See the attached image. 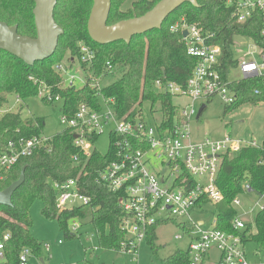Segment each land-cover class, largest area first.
I'll list each match as a JSON object with an SVG mask.
<instances>
[{"label": "trees", "instance_id": "1", "mask_svg": "<svg viewBox=\"0 0 264 264\" xmlns=\"http://www.w3.org/2000/svg\"><path fill=\"white\" fill-rule=\"evenodd\" d=\"M125 1L111 0L107 25L144 16L162 0H138L128 12H122L119 7ZM35 2L36 0H0V21L9 26H17L20 36L35 39ZM197 3V8L188 3L183 4L166 19L159 31L135 36L130 44L121 41L102 46L93 42L88 32L87 22L93 0H58L54 19L64 33L59 37L58 47L50 60L36 62L31 66L10 53H0V109L7 104V96L10 95L18 96L23 101L38 97V84L31 80L33 78L38 83L44 82L50 86L54 97L62 98L63 114L68 117H74L82 103L100 110L102 105L96 89L88 85L82 88L64 87V78L56 69L64 60H68L71 65L80 60V46L85 45L95 52L96 58L88 68L94 79H100L103 83L112 72L122 71L118 81L103 86L101 91L104 98L115 100V110L119 118L127 114L134 116L138 103L143 106L144 102H151L153 116H160L157 120L154 118L155 121L171 125L172 115L178 114V109L172 102L173 96L158 92L155 82H175L184 86L197 65L196 59L186 52L181 32L172 31L173 25L184 19L190 24H199L206 33L215 35L216 42L222 46L225 54L224 78L228 77L231 67L237 64L232 48L236 37L252 38L264 50L259 15L246 24H239L234 18L233 7L228 6L225 0H197ZM108 64H111L112 69L108 70ZM231 88L237 93V100L230 108H238L248 103H264V78L233 82ZM44 124L43 120L24 119L20 112L10 110L4 113L0 117V150H9L11 142L16 144L22 139L42 136ZM109 136V154L103 157L96 150L91 160L86 163L83 155L74 148L71 132L64 130L53 137L51 152L43 151L38 155L22 158L12 170L0 172V190L3 191L20 179L22 169L26 171L23 185L13 194V206L0 205V236L5 232L12 235V239L5 245V264H20L23 249L31 250L32 254L34 251L37 257L41 252V245L30 232L32 223L28 212L35 200L43 202V215L50 220H57L64 231L70 220L79 218L94 227L99 248L120 252V246L126 239L122 222L127 215L119 207V195L94 180L97 172L114 159L113 144L124 138L112 134ZM98 138L99 136L94 138L95 143ZM75 156H79L78 163L73 162ZM263 156L261 151L249 147L233 156L224 157L217 179L224 199L219 205L206 209V213L217 217L216 229L233 232L231 223L238 212L232 208V203L242 194L243 183L247 182L257 194L264 193V166L260 164ZM82 171L88 172V176L82 177L80 183L85 185L92 203L60 214L56 193L47 181L75 179ZM162 223L149 230L151 238H156L155 229ZM254 226L256 233H252L253 228L248 225L247 241H255L264 246V211L256 214ZM164 262L190 264L191 261L188 251H178ZM77 264L91 263L83 260Z\"/></svg>", "mask_w": 264, "mask_h": 264}, {"label": "built area", "instance_id": "2", "mask_svg": "<svg viewBox=\"0 0 264 264\" xmlns=\"http://www.w3.org/2000/svg\"><path fill=\"white\" fill-rule=\"evenodd\" d=\"M225 1L228 6L233 7L234 18L239 24H246L259 15L262 21L260 36L264 37V0ZM172 31L181 32L186 52L196 59L197 65L184 86L175 82H155L158 92L169 93L173 98H186L189 101L184 108L176 106L178 114L172 115L171 125L156 122L154 116L146 120L142 113L143 106L140 104L135 106L134 116L127 114L119 118L115 110V100L101 95L103 85L100 79H94L88 70L96 57L95 52L85 45L80 46L79 62L81 66L84 65L80 75H69L67 68L62 64L57 65L56 69L63 78L65 74L68 76L64 78V87L71 88L80 83V88L88 85L96 89L102 108L98 110L82 103L74 117L63 114L61 122L66 127L65 130L71 132L74 148L83 155L86 163L97 150L95 137L106 131L109 135L124 137L113 144L114 159L99 170L94 179L97 184L119 195V207L127 215L122 222L126 239L120 246L121 253L138 259L139 246L148 238L149 230L174 216L190 220V264H250L246 255V247L249 244L246 231L249 229L248 225H251L252 233L257 232L254 218L256 214L264 211V206L257 212L253 209L238 211V208H241L240 196L256 193L247 182L243 183L242 194L232 203V208L238 212L231 223L233 232L216 229V216H213L210 226L206 228L207 220H194L191 212L204 211L223 201L217 179L224 157L233 156L249 147L264 154V139L262 142L256 139L245 141L233 138L230 134H225L217 141L209 138L194 139L192 122L199 120L197 104H206L217 97L230 108L236 103L237 93L231 88V69L228 77L224 78L225 54L222 46L216 42L215 35L206 33L199 24H190L184 19L181 23L173 25ZM185 31L186 36L183 35ZM246 42L252 43L247 51H242L240 45L236 48V43ZM232 48L234 60L237 61L235 67L240 69L242 80L264 78V50L262 51L252 38L236 37ZM109 69H112L111 64H108ZM31 80L38 84V97L41 100L49 103L62 100L60 96L54 97L52 88L46 83H38L33 78ZM22 101L16 96V103ZM53 139L43 135L22 139L16 144L11 142L9 150H0V172L12 170L22 158L38 155L43 151L51 152ZM73 160L78 163L79 156H75ZM155 160L163 169L155 167ZM260 164L264 166V156ZM87 176L88 172L82 171L75 179L47 181L56 193L60 214L76 209L79 207L76 204L78 202L82 203L81 206L92 203L85 185L80 183L81 178ZM258 195L264 197V193ZM79 228L80 224L74 223L71 232L77 234ZM176 238L182 239V236L178 235ZM11 239L10 232L0 236V264H5V245ZM49 248L47 245L46 250L50 251ZM31 254V250L23 249L20 264H27Z\"/></svg>", "mask_w": 264, "mask_h": 264}, {"label": "rangeland", "instance_id": "3", "mask_svg": "<svg viewBox=\"0 0 264 264\" xmlns=\"http://www.w3.org/2000/svg\"><path fill=\"white\" fill-rule=\"evenodd\" d=\"M138 0H126L119 7L120 11L128 12L132 4ZM247 51L252 45L251 42L236 43V48ZM81 53V49H80ZM67 68L69 75H80L82 68L79 60L72 65L68 60L62 63ZM122 71L112 72L102 83L103 86L116 82L122 76ZM64 78H68L65 74ZM229 80L237 82L242 80L240 69L233 66ZM80 88L82 84L76 83ZM7 104L0 109V117L10 110L20 112L26 119H39L45 122L42 136L53 138L65 130L61 122L64 113L62 100H57L53 104H47L39 97H32L16 103V96H7ZM172 102L175 106L184 108L189 101L185 98L174 97ZM139 104V103H138ZM143 117L146 120L152 119V103H143ZM203 102L197 104V111L201 108ZM207 106L202 112L200 119L192 122V131L194 139L205 140L209 138L217 141L225 134H230L233 138L249 141L256 139L262 142L264 139V103H248L238 108H227L224 103L216 97L206 103ZM137 106V105H136ZM228 110H227V109ZM157 120L160 116L155 114ZM111 137L108 131L99 136L96 142V148L101 156L106 157L110 150ZM155 167L162 168L155 160ZM154 167V169H155ZM158 171V170H157ZM241 208L239 212L249 211L251 209L257 212L261 206H264V197L257 193L240 196ZM81 206V202L76 203ZM211 208V207H210ZM213 208V207H212ZM44 204L40 200H35L29 208V218L31 220L30 232L41 245V252L37 257L33 251L27 264H77L78 261L87 260L91 264H165L178 251L187 252L189 250L191 223L189 218L172 217L156 227V238H148L139 246L138 259H134L129 254H124L114 250H104L98 247L97 235L94 227L81 219H72L68 222L67 229L64 231L57 220H50L43 215ZM194 220H207L206 228L210 226L213 216L206 213V210L191 212ZM79 223L80 228L77 234L71 232L74 223ZM178 235L182 239H177ZM49 245L50 251L46 250ZM246 255L250 264H264V246L253 241L246 247ZM217 254H215V258Z\"/></svg>", "mask_w": 264, "mask_h": 264}, {"label": "water", "instance_id": "4", "mask_svg": "<svg viewBox=\"0 0 264 264\" xmlns=\"http://www.w3.org/2000/svg\"><path fill=\"white\" fill-rule=\"evenodd\" d=\"M58 0H36L33 10L37 37L35 39L20 36L17 26H9L0 21V53H10L28 65L50 60L58 47V40L64 31L54 19ZM198 7L197 0H162L149 13L135 19L119 21L107 25L111 12V0H93L92 11L87 26L90 38L99 45H109L121 41L131 43L135 36H143L159 31L163 23L183 4ZM184 36L187 35L185 31ZM206 104L201 106L197 118L200 119ZM76 137V136H74ZM20 179L13 182L6 190H0V205L13 206V194L23 185L26 171L21 170Z\"/></svg>", "mask_w": 264, "mask_h": 264}, {"label": "crops", "instance_id": "5", "mask_svg": "<svg viewBox=\"0 0 264 264\" xmlns=\"http://www.w3.org/2000/svg\"><path fill=\"white\" fill-rule=\"evenodd\" d=\"M215 257V256H214Z\"/></svg>", "mask_w": 264, "mask_h": 264}]
</instances>
